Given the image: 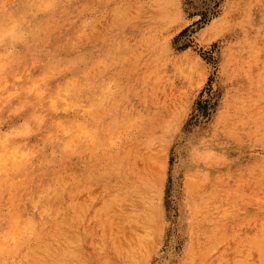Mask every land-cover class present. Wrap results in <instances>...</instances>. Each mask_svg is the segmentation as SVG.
I'll return each mask as SVG.
<instances>
[{"label":"rangeland","instance_id":"1","mask_svg":"<svg viewBox=\"0 0 264 264\" xmlns=\"http://www.w3.org/2000/svg\"><path fill=\"white\" fill-rule=\"evenodd\" d=\"M0 197V264H264V0H0Z\"/></svg>","mask_w":264,"mask_h":264},{"label":"bare ground","instance_id":"2","mask_svg":"<svg viewBox=\"0 0 264 264\" xmlns=\"http://www.w3.org/2000/svg\"><path fill=\"white\" fill-rule=\"evenodd\" d=\"M3 4V3H2ZM73 4V3H72ZM77 31V30H76ZM76 39V38H75ZM53 42V40H52ZM81 43V42H80ZM14 65V64H13ZM7 70V69H6ZM4 73V72H3ZM56 75V74H55ZM2 79V78H1ZM84 81V80H83ZM79 82V81H78ZM15 98V97H14ZM11 108V107H10ZM62 112V111H61ZM2 115V114H1ZM17 116V115H16ZM16 126V125H15ZM27 136V135H26ZM24 150V149H23ZM47 158V157H46ZM50 174V173H49ZM38 175V174H37ZM39 178V177H38ZM26 180V179H25ZM55 185V184H54ZM41 186V185H40ZM42 187V186H41ZM1 198V197H0ZM42 198V197H41ZM1 201V200H0ZM51 202V201H50ZM4 204V203H3ZM59 206V205H58ZM30 207V206H29ZM10 212V211H9ZM13 213V212H12ZM37 213V212H36ZM56 214V213H55ZM42 215V214H41ZM31 216V215H30ZM39 216V215H38ZM12 220V219H11ZM14 225V224H13ZM32 230V229H31ZM5 232V231H4ZM22 252V251H21Z\"/></svg>","mask_w":264,"mask_h":264},{"label":"snow or ice","instance_id":"3","mask_svg":"<svg viewBox=\"0 0 264 264\" xmlns=\"http://www.w3.org/2000/svg\"><path fill=\"white\" fill-rule=\"evenodd\" d=\"M201 2H203V0H201Z\"/></svg>","mask_w":264,"mask_h":264}]
</instances>
